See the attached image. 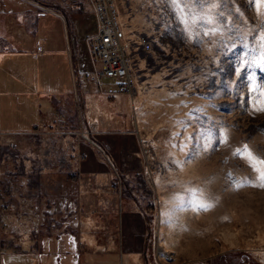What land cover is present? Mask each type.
<instances>
[{
    "label": "rangeland",
    "instance_id": "rangeland-1",
    "mask_svg": "<svg viewBox=\"0 0 264 264\" xmlns=\"http://www.w3.org/2000/svg\"><path fill=\"white\" fill-rule=\"evenodd\" d=\"M80 2L79 9L72 0H0L2 242L40 250L68 237L81 264H105L112 252L120 255L117 264H127L128 256L131 264H264V8L258 11L252 0H212L218 7L203 13L216 23L201 27L182 23L170 0H122V21L147 35L148 52L167 65L177 61L176 69L166 67L174 79L182 83L191 76L197 93L209 91L214 99L215 108L199 112V144L182 153L186 141L178 140L177 150L167 148L151 139L155 125L134 123L136 101L149 85L139 70L152 62L149 53L141 67L135 61L138 92L127 94L130 111L121 109L120 122H111L116 127L105 126L115 93L105 88L115 85L113 79H92L90 38L98 22L90 0ZM186 2L201 14L192 0ZM78 14L88 36L81 43L71 29ZM213 28L215 34L204 35ZM49 30L56 45L65 38L70 76L64 65L54 74L51 61L35 60L46 51L37 45ZM29 37L34 50L27 48ZM15 49L20 56L9 54ZM139 50L133 58L141 57ZM66 77L70 84L61 92ZM91 97L98 99L99 114L89 106ZM131 133L142 137L150 173L127 169L137 146ZM245 146L256 168L247 153L237 155ZM115 149L128 157L122 162L127 166L113 162L109 152ZM145 216H151L150 230Z\"/></svg>",
    "mask_w": 264,
    "mask_h": 264
},
{
    "label": "crops",
    "instance_id": "crops-1",
    "mask_svg": "<svg viewBox=\"0 0 264 264\" xmlns=\"http://www.w3.org/2000/svg\"><path fill=\"white\" fill-rule=\"evenodd\" d=\"M51 1L52 3L56 0H46ZM74 1L77 8L80 9V0H72ZM91 2V0H90ZM122 0L119 1V8ZM4 4L3 2H1ZM90 8L93 9V5L91 3ZM82 11V6H81ZM80 14L77 15V21L72 23L71 29L74 30V33H76L79 42L81 43L83 38L88 37L86 36V30L83 25V23L80 21ZM120 21L123 24L127 35L129 39H135L137 36V33L134 29H131L129 27L130 25H126L121 18V12H120ZM62 24V23H61ZM58 25V24H56ZM64 26H66L67 29V22L65 21ZM50 28V27H49ZM48 28V29H49ZM62 33V31H61ZM195 38L198 39L197 35H195ZM91 39V38H90ZM193 39V37L190 38V40H196ZM63 46H58L54 43L55 41V35L52 33L51 30L47 32V36L40 39L39 44L37 45L40 49H46V51L37 57V60L39 63L41 60H49L52 62L51 71L56 74L57 72H60V65L66 66V70L69 72L70 76V68H69V62L65 53V48L67 46L65 42V38L63 39ZM33 39H27V48L32 49L31 46L34 45ZM156 43V40H155ZM154 43V44H155ZM209 41H204L203 45L205 47L209 48ZM21 46L24 48V44L21 43ZM201 49H203L202 46H199ZM34 50V48L32 49ZM134 50V49H133ZM132 50V53H133ZM205 50V49H204ZM22 51V50H21ZM26 51V50H25ZM30 51V50H29ZM139 51H142L141 53L135 52L137 55H141V57L136 58L135 61L139 63L142 57H144L145 54L149 53L152 57V62L139 68V70L145 71L146 73V81L147 84H149L146 87V90H144V95L142 94V97L136 101L138 103V109L139 113L135 117L134 123H144L148 121L150 124L156 127V132H152L151 139L152 140H163L165 141L164 144H166L167 148L177 150L175 147L177 145L178 140L186 141L182 148L184 149L182 153L186 151V149H193L194 141L197 145L199 144L200 139V133L199 129L195 124H198L197 118L199 117V112L201 111V107H203L202 111L209 110L210 108H215V102L214 99L210 101V95L209 91L208 94L201 95L197 93L200 89V86H197L191 82V76H186L183 78V82H177L180 81L179 79H174V76L172 73H169L166 70V67H168L170 70L176 69L179 64H177V61L173 64H166L164 62L163 58H158L154 56V53L148 52L146 50L140 49ZM24 52V51H23ZM20 52L15 50H11L10 55L13 57L18 55ZM4 54V53H2ZM0 53V55H2ZM6 55V54H5ZM26 54H23V56ZM27 55H29L27 53ZM133 55V54H132ZM20 56V55H18ZM22 56V55H21ZM42 56V57H41ZM209 56V55H208ZM27 60L32 61L31 56L25 57ZM137 63V64H138ZM136 64V65H137ZM33 65V64H32ZM39 66V65H38ZM35 67V72L37 73L40 69ZM39 69V70H38ZM53 69V70H52ZM62 69V68H61ZM32 70V68L30 69ZM57 71V72H56ZM67 78V77H66ZM60 83H62V77H60ZM102 83V82H101ZM70 81L69 78L64 81V86L59 85V91L63 92L64 88H67V85L69 86ZM113 85L115 87L113 89L105 88L110 91H114V102L112 104V107L109 106V109L106 111L108 113V119L109 121H106L104 124L107 127L114 128L117 125H113L111 122H114L117 124L120 122V116H121V109L123 111H130V98L124 91L121 90L118 83H116L115 80H113ZM61 86V87H60ZM102 86V85H101ZM103 87V86H102ZM104 88V87H103ZM45 90V94H49V97L55 98V93ZM194 93L195 96L193 95ZM64 94V93H63ZM98 99L95 100L93 97L89 98V106L91 107L93 113L99 114V108H98ZM150 106V107H148ZM112 109V110H111ZM120 109V111H119ZM149 110V113L147 115L146 111ZM112 111V112H110ZM125 112H123L124 114ZM117 114V116H115ZM194 126H196L194 128ZM155 131V130H154ZM145 133V132H143ZM155 134V135H154ZM131 136L135 143L137 142V146L134 148V158H130L131 165L130 167L122 163L124 161V157L126 155H120L115 150H110V156L113 159V162L118 165L119 167L127 166V169L130 173H141L142 171H145L147 173H150L153 168L149 165V163H146L145 160V153H143L142 144H139V139H142L141 135L137 133H131ZM176 140V144L172 141ZM177 152H175L176 154ZM180 153V152H179ZM183 155H181L182 157ZM193 156V155H192ZM191 156V157H192ZM175 159H178L177 156H175ZM144 216V214H142ZM143 222L145 223L147 229V219L146 216L143 217ZM135 226V224H132ZM1 236V232H0ZM64 238V237H63ZM57 242L51 241L50 245L47 247V249L41 248L40 250H36V247H28L27 249L19 250L17 247H13L8 245L7 243H3L2 239L0 238V264H81V252H78L77 248L74 246L73 242L69 240V238H64ZM75 247V249H74ZM111 256L108 257L105 264H117L120 260V255L116 252L109 253ZM127 264H131V260H133L131 257L126 258ZM123 264V262H122ZM126 264V263H125Z\"/></svg>",
    "mask_w": 264,
    "mask_h": 264
},
{
    "label": "built area",
    "instance_id": "built-area-1",
    "mask_svg": "<svg viewBox=\"0 0 264 264\" xmlns=\"http://www.w3.org/2000/svg\"><path fill=\"white\" fill-rule=\"evenodd\" d=\"M120 0H91L98 32L90 39V54L96 70L92 79H113L130 96L138 92L137 71L132 49L149 51L152 43L145 34L129 39L120 21ZM134 59V60H133Z\"/></svg>",
    "mask_w": 264,
    "mask_h": 264
},
{
    "label": "snow or ice",
    "instance_id": "snow-or-ice-1",
    "mask_svg": "<svg viewBox=\"0 0 264 264\" xmlns=\"http://www.w3.org/2000/svg\"><path fill=\"white\" fill-rule=\"evenodd\" d=\"M170 2L175 6V10L177 12L182 13L181 21L184 24H188L191 22L192 24H197L201 27L206 26V25H214L216 23L215 18L209 13V14H204L203 9L205 7H208L209 9L211 8H216L218 5L212 0H192V3L196 6H199L201 9V14H196L195 12L191 11V7L188 5L186 0H170ZM252 3L257 7V10L259 11L261 8H264V0H252ZM216 29L213 28L211 32L206 31L204 35H210V34H215ZM260 41H261V54L259 58V62L262 66H264V33L260 35ZM245 153H247V156L249 158V162L253 168H256V163L255 158L252 156L250 150L247 149V146H245L243 151H238L237 155L239 156H244ZM259 163L264 164V161H260ZM261 178L264 179V171L261 172ZM261 186H264L262 184ZM201 207H204L205 210L207 208L206 205H201Z\"/></svg>",
    "mask_w": 264,
    "mask_h": 264
},
{
    "label": "trees",
    "instance_id": "trees-1",
    "mask_svg": "<svg viewBox=\"0 0 264 264\" xmlns=\"http://www.w3.org/2000/svg\"><path fill=\"white\" fill-rule=\"evenodd\" d=\"M148 217L150 218L151 216H147V218H146V219H147L148 229H149V228H150V223H149ZM150 229H151V228H150ZM150 229H149V230H150Z\"/></svg>",
    "mask_w": 264,
    "mask_h": 264
},
{
    "label": "bare ground",
    "instance_id": "bare-ground-1",
    "mask_svg": "<svg viewBox=\"0 0 264 264\" xmlns=\"http://www.w3.org/2000/svg\"><path fill=\"white\" fill-rule=\"evenodd\" d=\"M161 249V248H160Z\"/></svg>",
    "mask_w": 264,
    "mask_h": 264
}]
</instances>
